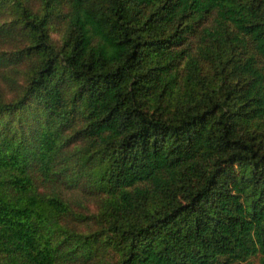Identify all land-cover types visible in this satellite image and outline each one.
Here are the masks:
<instances>
[{
    "label": "trees",
    "instance_id": "obj_1",
    "mask_svg": "<svg viewBox=\"0 0 264 264\" xmlns=\"http://www.w3.org/2000/svg\"><path fill=\"white\" fill-rule=\"evenodd\" d=\"M0 264H264V0H0Z\"/></svg>",
    "mask_w": 264,
    "mask_h": 264
}]
</instances>
